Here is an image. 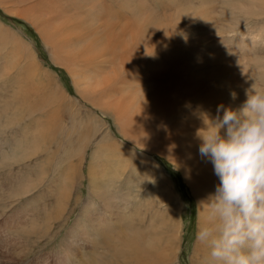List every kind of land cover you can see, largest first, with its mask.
I'll list each match as a JSON object with an SVG mask.
<instances>
[{"label": "rangeland", "instance_id": "1", "mask_svg": "<svg viewBox=\"0 0 264 264\" xmlns=\"http://www.w3.org/2000/svg\"><path fill=\"white\" fill-rule=\"evenodd\" d=\"M257 1L159 0L161 12L151 6L149 17H163L164 24L170 22L177 29V39L170 42L178 43L174 45L179 50L177 64L186 67L183 71L192 77L194 90L190 94L180 90L179 95L189 99L185 98L173 115L141 121H118L97 98L80 93V85L69 73L72 68L54 58L31 23L0 6V264H127L124 257H130L128 264H211L210 249L195 235L201 225L196 195L211 191L208 183L215 174L213 164L199 152L198 163L180 154L171 160L151 146L153 139L131 130L206 128L216 118L218 106L237 109L253 85L264 87V14L254 7ZM221 50L227 55L222 56ZM115 56L119 59L106 63V70V65H100L96 79L118 77L111 80L113 92L135 96L140 102L151 84L140 86L138 81L149 80L150 69L145 63L133 68L120 59V54ZM229 58L233 64H229ZM241 62L244 66L239 65ZM28 63L35 68L34 74L27 73ZM161 64L171 69L168 61ZM118 67L125 68L124 72ZM134 70L138 75H132ZM238 73L248 81L238 79ZM90 132L96 134L92 140ZM103 137L106 150H96ZM80 154L84 157L79 166ZM90 174L96 176L95 189L100 188L101 193L107 190L103 199L110 201L114 215L118 211L129 223L128 227L124 222L118 230L127 225L130 231L143 233V259L130 260L132 256L124 249L115 253L118 224L113 223L114 216H107L105 202L92 190L95 186ZM219 182L207 196L210 199ZM59 185L70 193L66 201L57 197ZM85 205L112 228L94 224L98 238H80V230L73 234ZM209 211L210 206L205 212ZM84 225L83 233L89 226ZM87 240L96 241L97 246ZM68 244L75 253L68 254L67 261L61 248Z\"/></svg>", "mask_w": 264, "mask_h": 264}, {"label": "bare ground", "instance_id": "2", "mask_svg": "<svg viewBox=\"0 0 264 264\" xmlns=\"http://www.w3.org/2000/svg\"><path fill=\"white\" fill-rule=\"evenodd\" d=\"M104 1L103 0H0V6L2 9L4 8L8 10L10 14L12 13L16 17L18 16L17 18H22L30 22L32 27L34 28L33 30L36 31L37 35H39L43 39L46 46L50 48L51 52L53 53L54 58L57 61L64 63L68 67L72 68V70H69V73L71 77L73 78L74 82L77 81L78 85H80V88H79L80 93L90 98H93V99L97 98L99 101H101L103 108L107 111H110L116 120L118 121H121V120L141 121L144 119L154 120V119H164L168 116L173 115L174 113L178 111L179 106L185 101V98H187V96L185 97V95H183L184 98L179 95L180 90L181 89L185 90V93L190 94V92L194 90V87H193L192 77L187 72L183 71V69L186 70V67H182L177 64V62L180 60V59L178 60V56H177V52L179 50L178 48L176 49L174 45L178 43L173 45V43L170 42V39L172 38L177 39L176 38L177 29L174 28L175 26L172 25L170 22H166L164 24L165 18L164 19L163 17L160 18L159 15H158L159 16L158 20H160L161 23H159L157 19L149 17V15L153 13V11L151 10L152 8L151 6L156 7L160 12L163 10V6L161 2L158 3L159 0L157 1L155 0V3L153 0L151 1L149 0H108V1H105L104 3ZM6 3H10V4L4 6V4ZM256 3L257 4L255 5L253 4L254 7L257 6L260 9L259 11H261V13L264 14V0H258ZM171 5L173 6V4ZM250 5L251 7L253 6L251 3ZM240 6H243V5L241 4ZM248 8H250V6L247 7L246 9ZM200 13L202 14V11ZM177 14H178V11H177ZM177 28L179 29L178 22H177ZM218 51H214V53ZM220 53L222 56L226 54V52L225 54H222L224 53L223 50H221ZM115 54H120V59L124 60L127 64H129L133 68L136 67L137 63L139 65H141V63H145L147 64L148 69H150V79L142 80L144 83L138 81L140 86L141 84H149V83L151 84L149 85V87L147 86L148 89H146L143 92L144 94L141 93L143 94V96L142 97L140 96L141 97L139 98V100H141L140 102L137 101L135 96H132V95L123 96V95H118L113 92L112 87H111V84L113 83L111 82L116 81L118 77H113V79H110L112 77H109V78L103 77L101 79H96V77L99 75L98 73H99L101 64L106 65L104 69L106 70L107 64L114 63L116 58L119 59V57H116ZM176 56H177V59H176ZM188 57L189 56H187V59ZM215 57L216 56H214V60L212 59V61L214 62H215ZM226 58L228 57L227 56L224 57V60ZM100 59H102V61H100ZM163 60L171 63L170 70L161 64ZM217 60L218 59H216V62ZM227 60H229V64L232 63L231 58ZM218 62L220 61L218 60ZM242 63L243 62H241V64L239 65L244 66L242 65ZM214 64H212L211 66H213ZM5 65L7 66V64ZM186 65L184 64L183 66H186ZM236 65L240 67L238 63ZM27 66H28L27 73L34 74L35 68L33 67V65L28 63ZM178 66L182 69L178 68ZM123 67L122 68L118 67V68L119 70L122 69L121 71L124 72L125 68ZM125 67L127 68V66ZM245 69L247 70V68ZM226 70L228 69L226 68ZM231 70L229 72H231ZM240 70L242 71L241 73L243 74V67ZM223 72H225V69ZM132 75L136 76L138 75V72L134 70L132 72ZM234 75L236 77V74ZM237 76L241 77V78L238 77V79H241V80H243L244 78L245 79L244 82L248 81L246 80L245 77L242 78V75H240L239 73L237 74ZM140 91L141 89L139 90V92ZM203 129L205 128H191V127L190 128H186V127L185 128H132L131 131L135 132L138 136L146 135L149 138V140L153 139L152 141H150L151 146L157 152H159L162 155L167 156V158L171 160L175 161V158H176L175 155L180 154L181 156L187 157V158L193 157L195 161L198 163L199 160L201 159V158L200 159L198 158L199 156L197 153L199 152L198 149L201 143L199 139V134H202ZM81 137L84 138L86 136H81ZM90 137L92 140L96 137V134L95 133L91 134L90 132ZM104 138L105 137L99 140L96 150H99V151L106 150V148L104 147ZM94 152L95 151H93V153ZM83 157L84 155L82 154L79 155V160H80L78 162L79 166L81 165V161L83 160ZM92 160L93 158L91 159V161ZM89 170L91 169H87V171ZM92 173H94L93 167H92ZM137 174H138V171H137ZM89 178H90L91 183H93L95 186L94 188H92L93 186L91 187L92 190L93 191L96 190L95 193L100 197L101 200H103V202H105V205L107 207V209L105 210L107 216L108 217L114 216L113 219H115L114 220L115 222L113 221V223L118 224V227H117V230H118L121 227V225L125 222L126 219H124V217H121L118 211L116 212V216H115L114 215L115 213L113 211L114 210L113 206L109 205L111 204L110 201L106 202L103 199V195L105 194L107 190L105 192L103 191L104 193H101L99 192L100 188L95 189L98 186V185H95L97 184L96 176L92 174L91 176H89ZM218 179L219 178L215 174L210 177L211 183H208V184L212 186V188L210 189L211 191L213 187L215 186ZM130 182L131 181H128L127 184ZM211 191L205 192L204 195H200V194H198L199 196L196 195V198H197L196 200H197L198 209H199V221L201 224L204 223L208 218V214L205 212V210L209 209L210 205L207 206L205 201L209 200L208 204H210V198L207 196L211 194L210 193ZM57 192H58L57 197L65 201L70 196V193L66 192V190L64 189V186L60 187L59 185ZM115 199H118V197H115ZM87 209H89V206L85 205L83 207V210H81L82 214L81 213L80 214L82 215V219L75 222L76 229L73 231V234H75L77 230H80L82 231V234L79 235L80 238L83 237L84 239V236H92V237L97 236L98 238L99 233H97L98 230L96 231V227L94 224H96L98 228H101L100 226H102L106 229H108L111 226L109 225V223L106 222L105 218L100 219L95 214V212H93V209L91 208V206L89 210ZM85 223L88 224L89 226L86 227L88 230L85 233H83V230L81 228H84ZM125 223L129 227V223H127V221ZM127 225H124L125 229L118 230L119 237H117L116 239L117 245L114 248L115 253L120 252L122 249H124V251H127L128 254L132 256L130 260L134 259L137 261V260L143 259L142 254L145 248L144 240L142 236L143 233L137 230H134V229H131L130 231V228L126 227ZM102 230L103 229H101V231ZM121 237H123V239H121ZM72 242L73 241H71V243ZM86 242L88 244H92L93 246L96 245V241L93 242L92 240L90 241L87 240ZM98 242H100L99 239L97 243ZM61 250H62V253L63 252L65 253L66 251V257L68 256V254H73L74 256V253H75L74 248L73 247L71 248L69 244L68 246L64 245L61 248ZM161 255H163V253ZM93 256H96V255H93ZM79 258L81 259L83 258V256ZM89 258L90 257H88L87 259ZM129 258L124 257V261L126 260L125 262L127 264L129 263L127 262ZM98 259L100 260V255ZM68 260L69 258L67 257V261Z\"/></svg>", "mask_w": 264, "mask_h": 264}, {"label": "clouds", "instance_id": "3", "mask_svg": "<svg viewBox=\"0 0 264 264\" xmlns=\"http://www.w3.org/2000/svg\"><path fill=\"white\" fill-rule=\"evenodd\" d=\"M246 95L237 109L218 106L199 134V154L220 181L195 235L211 264H264V87Z\"/></svg>", "mask_w": 264, "mask_h": 264}]
</instances>
